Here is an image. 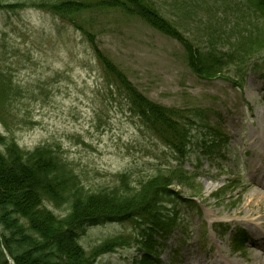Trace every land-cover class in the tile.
<instances>
[{
  "label": "rangeland",
  "instance_id": "rangeland-1",
  "mask_svg": "<svg viewBox=\"0 0 264 264\" xmlns=\"http://www.w3.org/2000/svg\"><path fill=\"white\" fill-rule=\"evenodd\" d=\"M0 1L16 6L0 8V135L26 151L50 147L85 189L95 192L117 187L120 175L136 182L174 165L170 152L129 116L124 100L114 94L117 87L111 81L116 75L165 108L205 110L206 123L193 129L192 145L209 129H218L228 141L227 150L223 158L221 153L204 157L200 148L187 155L182 169L196 176L189 182L193 190L176 191L183 199L198 191L195 202L200 212L174 203L182 231L169 234L159 261L205 264L212 257L214 264H227L229 244L215 233L216 223L244 230L238 223L244 214L264 213V192L258 190L262 199L257 204L253 196L257 189L251 195L250 183L253 169L264 175V63H250L242 88L225 79L200 80L186 66L175 41L137 18L93 6L79 15L81 32L40 8L61 0ZM146 1L165 19L179 23L197 49L213 42L225 50L234 39H242L243 48L259 42L249 54L264 56V14L253 9L252 0ZM101 58L116 74L103 71ZM227 75L235 81L233 72ZM187 117L193 118L190 113ZM231 175L235 182L239 179L238 195L215 203L212 196ZM45 205L55 215L63 214ZM137 230L134 222L93 228L80 244L88 251L106 238H132ZM136 250L130 245L97 264H135ZM175 251L179 256L169 254Z\"/></svg>",
  "mask_w": 264,
  "mask_h": 264
},
{
  "label": "trees",
  "instance_id": "trees-1",
  "mask_svg": "<svg viewBox=\"0 0 264 264\" xmlns=\"http://www.w3.org/2000/svg\"><path fill=\"white\" fill-rule=\"evenodd\" d=\"M251 2L257 13L264 14V0ZM93 6L105 12L141 19L153 30L179 41L184 47L188 68L199 78L220 75L218 70L225 60H241L234 54L230 58H218L213 54V42L202 50L196 49L176 25L162 17L146 0H97L94 3L61 0L45 2L40 8L81 31L77 25L79 15ZM15 7L4 6L0 1L2 9ZM243 44L241 48L245 55L259 47V42L255 47L254 43H248L243 48ZM101 59L105 70L113 71L108 61ZM116 78L121 95L129 101V112L141 128L174 153L179 162L191 142V128L201 120L199 110L157 105L140 96L121 76L116 75ZM189 113L192 119L187 117ZM207 144H202L205 154L211 153L214 147ZM188 180L180 166L168 167L146 180H139L135 186L121 176L117 187L93 192L85 189L51 148L41 146L31 152L23 151L14 141L0 135V264H9L3 250L14 264H94L97 257L128 241L121 236L107 238L86 252L78 242L86 228L128 220H147L158 229L170 227L174 215L164 214V205L175 198L180 199L175 188L193 190ZM45 203L61 209L63 216H56ZM143 249L146 258L152 254L151 246ZM142 263L148 264V261L144 259Z\"/></svg>",
  "mask_w": 264,
  "mask_h": 264
},
{
  "label": "bare ground",
  "instance_id": "bare-ground-1",
  "mask_svg": "<svg viewBox=\"0 0 264 264\" xmlns=\"http://www.w3.org/2000/svg\"><path fill=\"white\" fill-rule=\"evenodd\" d=\"M264 186H261L259 183L256 184V188H263ZM255 191H252V194H254ZM251 194V195H252ZM254 196V200L257 204L260 203L261 201V197H260V194L256 191V193L253 195ZM246 212H249V210H246ZM245 212V213H246ZM251 217H255V219H251ZM264 218V213H256V214H250V215H247V216H244L242 217V222L244 224H247L251 227H255L257 226V223L260 222L262 219ZM263 246L262 244H258V246L256 247H253L252 250H250V257H251V264H257L258 260L260 259V262H262V259H263V256L264 255V248H262V253L259 254L258 252L257 253H254V251L256 249H258L259 247ZM214 261L216 262V259L215 258H210L209 260L206 261L205 264H214ZM228 264H239L238 262H235V261H231V262H228Z\"/></svg>",
  "mask_w": 264,
  "mask_h": 264
}]
</instances>
